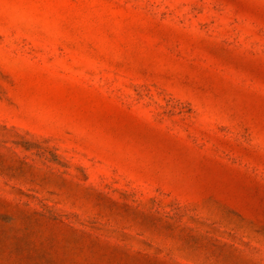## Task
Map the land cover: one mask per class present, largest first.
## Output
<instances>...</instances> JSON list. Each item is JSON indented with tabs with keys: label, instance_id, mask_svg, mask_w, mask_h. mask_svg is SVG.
<instances>
[{
	"label": "rangeland",
	"instance_id": "1",
	"mask_svg": "<svg viewBox=\"0 0 264 264\" xmlns=\"http://www.w3.org/2000/svg\"><path fill=\"white\" fill-rule=\"evenodd\" d=\"M0 264H264V0H0Z\"/></svg>",
	"mask_w": 264,
	"mask_h": 264
}]
</instances>
